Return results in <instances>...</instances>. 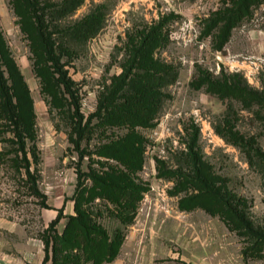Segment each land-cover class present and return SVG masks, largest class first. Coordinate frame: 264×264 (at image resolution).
Here are the masks:
<instances>
[{
	"label": "rangeland",
	"instance_id": "obj_1",
	"mask_svg": "<svg viewBox=\"0 0 264 264\" xmlns=\"http://www.w3.org/2000/svg\"><path fill=\"white\" fill-rule=\"evenodd\" d=\"M224 1L85 0L62 20L69 24L103 13L99 33L86 45H76L65 66L86 115L95 111L99 94L124 74L129 48L153 26L161 25L163 34L156 56L180 69L161 114L152 126L140 128L144 164L133 176L145 186L144 196L134 222L123 225L109 212L107 206L113 205L97 196L90 176L77 186V164L85 173L94 169L99 175L123 168L121 161L98 150L126 130L96 134L89 145L92 154L80 161L70 141V95L46 75L14 4L0 0V27L33 106L25 137L27 160L22 152L18 160L30 161L41 193L30 188L26 169L14 165L16 153L2 156L0 264H43V233L59 210L57 228L62 232L68 216L75 213L77 198L80 205H97L104 211L98 217L110 233L118 227L124 233L119 255L103 264H264V163L258 162L254 149L228 143L215 129L227 112L236 111L238 116L231 118L234 129L256 138V147L264 152V120L242 109L238 100H223L208 92L207 85H197L205 73L217 76L221 71L240 72L256 88L264 83V3L220 45L212 34L206 35L205 25ZM10 138L15 139L12 131L0 129V153L14 147ZM215 193L226 203L225 210ZM231 208L247 225L235 228L232 218L227 222L224 212L231 214Z\"/></svg>",
	"mask_w": 264,
	"mask_h": 264
},
{
	"label": "trees",
	"instance_id": "obj_2",
	"mask_svg": "<svg viewBox=\"0 0 264 264\" xmlns=\"http://www.w3.org/2000/svg\"><path fill=\"white\" fill-rule=\"evenodd\" d=\"M10 1L15 6V12L22 18V31L30 37L33 48L45 63L43 68L46 75L52 76L54 82L70 95L73 119L70 141L79 154L80 161L92 154L89 145L96 134L107 131L115 133L114 128L126 130L117 134V139L113 137L112 144L103 145L98 150L102 155L113 156L121 161L123 168H115L106 175H99L94 169L91 173H85L78 163L77 186L83 184V177L90 176L93 187L98 190L97 196L113 205V208L107 206L109 212L123 225L133 223L145 190V186L133 176L144 164L145 137L140 128L154 124L170 96L168 88L180 76L177 65L156 56L163 43L161 25L151 27L137 44L129 48L128 65L124 74L99 94L95 111L86 115L81 110V99L65 66L76 53V45H86L99 33L104 25L103 13L93 12L75 22L63 24L62 20L73 15L85 0ZM263 3L264 0H225L224 5L207 19L206 35L212 34L214 40L223 45L230 38L233 29L250 19L254 10ZM65 56L69 57L66 61L63 60ZM205 74L206 76L197 80L198 87L207 85L208 92L223 100H238L242 109L253 111L264 120V83L262 88L253 87L240 72L221 71L217 76H210L209 72ZM32 107L29 87L0 27V129L15 134V139H9L14 147L9 148L8 152L0 153V159L9 153H16L17 157H12L11 160L16 167L26 169L30 188L34 194L40 195L37 178L30 171V161L24 163L18 160L20 152L24 155L23 159L27 160L25 137L32 122L29 121V117L32 119ZM235 112H227L228 117L215 128L217 133L228 143L254 149L258 162L264 163V152L256 147V138H247L234 129L231 118L238 116ZM189 148H192L191 145ZM215 195L220 208L225 210L223 198L218 193ZM80 201L81 199H76L75 213L68 216L62 232L57 228L62 218V211L59 210L43 233V264L48 261L51 264H103L115 260L119 255L124 239L121 228L110 233L98 217L104 211L99 210L97 205H80ZM229 212L231 214L224 212L227 217L223 216L227 218V222L232 218L235 228L247 225L244 216L235 209L231 208Z\"/></svg>",
	"mask_w": 264,
	"mask_h": 264
}]
</instances>
